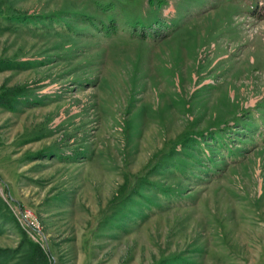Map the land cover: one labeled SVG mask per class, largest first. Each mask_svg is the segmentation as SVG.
I'll list each match as a JSON object with an SVG mask.
<instances>
[{
  "label": "rangeland",
  "instance_id": "374dc122",
  "mask_svg": "<svg viewBox=\"0 0 264 264\" xmlns=\"http://www.w3.org/2000/svg\"><path fill=\"white\" fill-rule=\"evenodd\" d=\"M0 8V264H264V0Z\"/></svg>",
  "mask_w": 264,
  "mask_h": 264
},
{
  "label": "trees",
  "instance_id": "16d2710c",
  "mask_svg": "<svg viewBox=\"0 0 264 264\" xmlns=\"http://www.w3.org/2000/svg\"><path fill=\"white\" fill-rule=\"evenodd\" d=\"M0 16L7 18V19H15L21 21V16L11 13H4L2 12L0 8ZM25 19V18H24ZM116 23L110 22V24L105 28V32H115ZM102 31L103 29H99ZM134 33L132 35H136L139 37V39L144 40L147 38L153 39V40H163L166 38L167 34V26L164 22H155L147 26H140L136 24L132 30ZM3 105V104H2ZM4 106V105H3Z\"/></svg>",
  "mask_w": 264,
  "mask_h": 264
},
{
  "label": "built area",
  "instance_id": "2783aa9c",
  "mask_svg": "<svg viewBox=\"0 0 264 264\" xmlns=\"http://www.w3.org/2000/svg\"><path fill=\"white\" fill-rule=\"evenodd\" d=\"M23 216H24V218L25 217L28 218V217H30V214L29 213H25Z\"/></svg>",
  "mask_w": 264,
  "mask_h": 264
}]
</instances>
